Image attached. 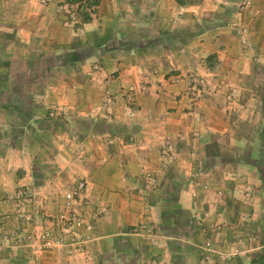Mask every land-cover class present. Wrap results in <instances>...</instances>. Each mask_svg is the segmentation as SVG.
<instances>
[{
  "label": "crops",
  "instance_id": "0c3cea01",
  "mask_svg": "<svg viewBox=\"0 0 264 264\" xmlns=\"http://www.w3.org/2000/svg\"><path fill=\"white\" fill-rule=\"evenodd\" d=\"M47 1L0 0V197L32 185L56 211L81 181L107 212L85 254L33 264H264V0L244 11L243 0H97L86 22L69 25L70 5ZM218 73L246 91L233 112L192 91L194 76ZM106 91L120 95L109 111ZM244 183L255 188L247 222L237 210ZM216 189L231 225L220 248L234 228L255 239L236 257L201 255L212 236L193 215L218 201ZM0 264L31 262L5 246Z\"/></svg>",
  "mask_w": 264,
  "mask_h": 264
},
{
  "label": "rangeland",
  "instance_id": "374dc122",
  "mask_svg": "<svg viewBox=\"0 0 264 264\" xmlns=\"http://www.w3.org/2000/svg\"><path fill=\"white\" fill-rule=\"evenodd\" d=\"M91 1L92 3H95L97 0ZM39 2L41 5L47 6L45 4L48 1L39 0ZM65 3H67L66 0H60V4ZM68 4L70 5V3ZM249 5V0H243L241 1V4H238V7L240 11H244L249 7ZM66 11H68L67 14L69 16L68 19L65 20V24L69 21L72 22L77 17L74 7L69 6ZM237 28H239L238 30L241 29V34H247L245 27L239 26ZM216 78H220V81L217 83L214 81ZM192 83L193 85L191 87H194L192 91H194L196 95H199L200 97L202 93L203 96L206 95L208 98H212V100L217 96H221L225 105H231L230 110L232 112L234 109H238L239 106L237 103L238 101H241L243 95L246 93L245 89L240 84L233 82L226 76L219 75V73L213 75L194 76ZM106 96L107 91L104 93L102 103ZM48 111H50V113L48 112L49 119L57 120L62 117L64 119L65 117V113L58 108H51ZM242 113H248V109L243 107ZM30 141L31 139H26L24 144H27ZM147 175L149 174H146V176ZM227 176L233 181L235 180V175L233 173H228ZM67 188L68 187H65V189ZM200 188L204 193H208L211 189V185L201 182ZM60 189L61 188H57L56 186L49 188V190H47L48 195L53 193L52 195L55 199ZM236 190L237 193H239L237 196V210H239L238 220L241 219L242 222H247L252 219V214L249 213L248 207L252 204L251 201L255 193V188L250 183H244L239 186L237 185ZM214 193L217 196L218 201L213 203L207 202V209L204 210L197 208V210H195V214L193 215V218L197 219L203 225L204 232L206 234L208 233V236H212L207 237L203 241L204 244L201 246L200 250L202 251L201 255L205 257L216 255V257L219 258H232L238 256L239 254H244L247 252L246 248L249 247L251 242H255V239H251L250 236L246 235L239 228H234V233L231 235L232 240L229 242V247L224 248V250L220 248V243L223 242L224 234L227 231V228L231 225L229 218L225 216L223 212L218 211L216 206L220 204L219 200L223 198V191L221 189H216ZM193 195L196 197V193L194 191ZM45 197L47 196H41V200L39 201L32 185H19L12 191H5V194L0 197V251H2V248L5 246L14 247L18 250L20 249L24 252L25 257L28 258V261H30L31 264H33V258H37L44 253L68 250L69 255L72 256L85 254L87 243L92 240L93 222L102 216L96 214L97 210L99 207H103L104 205L96 204L87 196L88 204L82 206L85 211H82V213L80 212V218L82 220L80 233L82 234L83 232L84 235H87L89 240L85 243L83 251L79 252L75 251L73 246L70 245L71 237L68 235L64 236L60 229H57L59 234H54L56 228L51 225V221L55 218L57 210L52 211L48 208H44L42 200ZM87 226H91V229L86 232L83 227ZM134 229L137 233L147 231V227L144 223H139L134 227ZM52 230H54V232ZM230 231H233V228ZM43 232L47 233L49 237H62L64 239L63 244L53 245L51 248L43 247L39 238L40 233ZM213 235L220 236L216 240Z\"/></svg>",
  "mask_w": 264,
  "mask_h": 264
},
{
  "label": "built area",
  "instance_id": "2783aa9c",
  "mask_svg": "<svg viewBox=\"0 0 264 264\" xmlns=\"http://www.w3.org/2000/svg\"><path fill=\"white\" fill-rule=\"evenodd\" d=\"M67 3H70L71 7L75 8V13L77 18L72 21V23L81 20L86 22L88 16L91 15L92 10L95 7V3H92L91 0H83L79 2H71V0H66ZM70 22H67L69 25ZM134 91L128 89L126 93L123 94V97L130 98ZM120 95L113 94L107 91V96L105 97L103 103L100 106V109L109 111L110 107L118 101ZM60 206L57 210L55 218L51 221V225L56 228V231L52 230L54 234H59L57 229H60L64 236L68 235L71 237V244L75 251L82 252L85 246V243L89 240L87 235L80 233V228H82V220L80 218V207L88 204V199L86 197V185L84 182H77L71 189L64 191L61 195ZM107 212L106 207H99L97 210V215H103ZM85 231L91 229V226L83 227ZM41 240V245L45 248H51L53 245L63 244V238L60 237H49L47 233H40L39 235Z\"/></svg>",
  "mask_w": 264,
  "mask_h": 264
},
{
  "label": "trees",
  "instance_id": "16d2710c",
  "mask_svg": "<svg viewBox=\"0 0 264 264\" xmlns=\"http://www.w3.org/2000/svg\"><path fill=\"white\" fill-rule=\"evenodd\" d=\"M79 1H83V0H71V2H79ZM175 2H177V4H179L180 6L185 5L186 3H190L191 0H175ZM95 4H97V2H95Z\"/></svg>",
  "mask_w": 264,
  "mask_h": 264
}]
</instances>
